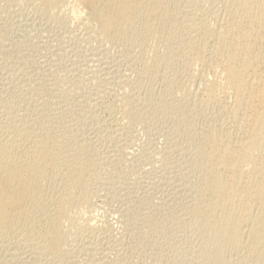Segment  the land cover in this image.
Here are the masks:
<instances>
[{
  "label": "bare ground",
  "instance_id": "1",
  "mask_svg": "<svg viewBox=\"0 0 264 264\" xmlns=\"http://www.w3.org/2000/svg\"><path fill=\"white\" fill-rule=\"evenodd\" d=\"M38 1L43 6H46L50 11H53V12L56 10L62 11V10H64L63 8H65V10H66V8H67L69 13L71 14V16H73L75 18V20H77V19L80 20L81 18H83V16H84V18L89 17V19L92 20L93 23H95L96 28L94 31V29H93L94 27H91L93 24L91 23V25L88 24V29L90 27L93 29L91 31L92 32L94 31L93 33L96 34V37H97L96 39L101 40L102 44L104 42L105 43H110V42L111 43H118L119 46H121L123 48H125L127 46V45L125 46V44H130V47H132V46L134 47V44H135L136 46L141 47V50H142V48L143 49H146V48L149 49L150 48V47L149 48L147 47V46H150V44L148 42L153 43V41H157L159 39H165L166 45H167V48L165 51V56L170 59L171 65H175V64L177 65V63L180 62V63L184 64V68L182 65L181 66L184 70L186 69L185 71L187 72V70L190 71L191 68L193 69L196 67V66L192 67L193 65H195V63H205V66H207V68L210 72V76H208L209 77L208 78V77H206L207 76L206 75L205 76L206 78H204L203 80L200 79V80H202L201 84L199 83L200 84V91H201L200 96L201 97L200 96H198V97H200V98H196L195 96H192V95L188 96V94H186V95L184 94V96H182L183 100H181L182 98L180 97V100L184 103H182L179 100L181 102L180 103L177 98H176V100H173V99L170 100V98H173V97L175 99L176 92L179 93V91H184L183 89L185 88V86H184V88L182 86L184 83L182 85H180V87H176L175 84H170L167 86V88H166L162 98H160L159 102L158 103L155 102L156 104L154 103V104H152L153 106H151L153 114H158L159 117H162L165 120L168 119L169 117H170L169 119L172 120V116H174V114L175 115L179 114V119L177 118L178 116L177 117L174 116V121H175V118H177L178 120L173 123L174 124L173 127L178 133H181L183 131H184V133H186L185 130H187V131L189 130L190 135L192 134V137L190 135H189L190 137L187 136L189 139L193 138V134L195 136L196 132H197L196 128L194 129L193 127H188L189 126L188 124L191 121H189V123L187 124V120H188V113H187L188 111L187 110H189V109H187L188 107L186 106V102L189 101V99L191 100V97L194 99V102L193 103L191 102V103L193 105L195 103V105L197 107L196 112L198 113V111H199L200 114H207V118H209L210 120L216 121L215 119L218 118L219 114L220 115H223V114L227 115L226 119L223 116V119L225 121L220 120V121H222L221 124L220 123L218 124L217 121H216L217 124L215 122H214L215 124H212V122H211V124H209V122H208V125L206 126V130H204V134L201 132L203 137L198 134L199 140L196 139V140H198V142L195 143V140L193 142V139H195V137L193 139H191L192 144L193 143L194 144L191 147L190 146L191 143H190L188 145V148H190L192 151H194L193 152L194 157L191 158V160L189 161V164L187 165L189 170H187V168L184 169L183 171L187 170V171H185L186 173L179 175L180 178L177 177L178 179H176V180H179L180 183L182 182L181 183L182 187L181 186L180 187L181 188L184 187L185 192L189 193L188 192L189 189L192 192V194H191L192 196H189V197L187 196V193H184V194H186L185 200H187V197L189 198V200H188L187 205L185 204L184 207H183V205H181L183 207L182 208L183 211L185 210V212H184L185 215L189 216V220H192L193 225L197 226L196 230L198 229V231H195V232L198 233L200 236V238H199L200 240L198 239L200 241L198 251L195 248H193V250L195 249L197 251V253L195 254V256L193 255L194 261L192 260L193 261L192 264H254L252 256L258 257V259L261 260V263L263 262V264H264V0H232L231 3L230 2L227 3V4H230L229 10L227 12L228 17H227L225 23L221 27L218 28L216 26L218 29H214V28L210 27L205 20L198 18V17H195V16H191V18H189V19L186 17L187 18L186 20H183L182 19L183 17H182L181 20L184 22L179 21L178 20L179 18H177V16H178L177 14L180 11L177 10L178 13L176 14L175 9H173V6L171 4H169L170 0H38ZM195 1L196 0H192V2L194 4L197 3ZM190 2H191V0L189 1V3ZM197 4H195V5H197ZM218 4H220V1ZM200 6H201V4H200ZM196 8H198V10H199L200 7H196ZM187 9H188V7H187ZM56 12H59V11H56ZM201 12H199V13H201ZM212 12H214V11H212ZM63 13H64V11H63ZM63 13L61 12L60 14H63ZM189 13H191V12L189 11ZM202 13H204V11ZM186 14H188V12H186ZM14 15H15V13H14ZM18 15H19V18H21V16H22V19H23L25 14L20 16V13H19ZM67 15H69V14H67ZM202 15H204V14H202ZM17 16H15V17H17ZM27 16H29V15H27ZM185 16L186 15H184V18H185ZM73 17H70V19ZM179 17H181V16H179ZM210 17H211V15H210ZM215 17L216 16L212 15V18L215 19ZM11 19H12V17H11ZM22 19H20V22ZM83 19H81V20H83ZM86 20H88V19H86ZM83 21H85V20H83ZM26 22H28V21H26ZM34 22L39 23V21H37V20ZM90 22H89V20L87 21V23H90ZM32 24L34 26H37L34 23H32ZM220 24H222V22ZM28 25L30 26V23ZM28 25L26 23V26H28ZM20 26H22V25H20ZM29 26H28V28H29ZM24 27H25V25H24ZM21 28H23V26ZM32 28H33V26H32ZM32 28H31V30H32ZM1 30L2 29H0V56L1 55L6 56V54H8V53H6L7 51L6 52L4 51L5 50L4 48L6 45H4L5 41H3V38H2L3 34H1ZM34 30H36V29H34ZM30 31H29V33H30ZM88 35H89V33H88ZM91 37L95 38V35L94 36L91 35ZM91 40H92V38H91ZM97 40H95V41H97ZM101 41H99V42L101 43ZM171 41H172V43H171ZM177 41H179L178 46L176 45ZM50 42H51V40H50ZM102 44H100V45H102ZM131 44H133V45H131ZM96 45H98V44H96ZM153 45H154V43H153ZM109 46H110V44H109ZM105 49H106L105 51L107 53V48H105ZM119 49H120V47H119ZM128 50H130V49H128ZM149 50H151V48ZM100 51H101V49H100ZM61 53L63 54V52H61ZM100 53H102V52H100ZM149 53H151V52H149ZM59 54H60V52H59ZM66 54H67V52H66ZM111 55L109 54V56H111ZM145 55H147V53ZM150 56H152V54L151 55L148 54V57L146 56L147 59ZM23 57H24V55H23ZM60 57H61V55H60ZM3 58L7 59L5 57H2V59H0V61L1 60L3 61ZM124 58H125V56H124ZM62 60H63V55H62ZM62 60L60 59L61 62H62ZM64 60H65V58H64ZM108 60H109V58H108ZM146 60L143 64L144 73L150 72V74L154 75L156 72V67H155L156 57L149 59L150 61L149 60L146 61ZM7 61H8V63H10L9 62L10 59ZM17 61H18V58H17ZM52 61H53V59H52ZM52 61H50V62H52ZM60 61L58 60V62H60ZM23 62H25V61H23ZM54 62H57V58H56V61L54 58ZM54 62H52V63H54ZM4 63H5V65H7V66L4 65V67H7V68L11 67V66L10 67L8 66L9 65L8 63L6 64V60L4 61ZM12 63H14V62H11V64ZM16 63H18V62H16ZM30 63H31V61H30ZM62 63H64V62H62ZM62 63H61V65H62ZM105 63H107V62L105 61ZM58 64L55 65V66H57L56 68H58ZM76 64L78 65L77 62H76ZM85 64L86 63L84 62L83 65H85ZM120 64H121V62H120ZM17 65H19V64H17ZM59 66H60V64H59ZM81 66H82V64H81ZM81 66H80V68H82ZM88 66H89V63H88ZM83 67L85 68V66H83ZM1 68L2 67H0V69ZM17 68H19V67H17ZM45 68H46V66H45ZM60 68H61V66H60ZM63 68L65 69V67H63ZM86 68H87V65H86ZM86 68H85V70H86ZM130 68H131V66H130ZM5 69H1V70L4 71ZM10 69H13V68H10ZM38 69L40 70V67ZM42 69H44V68H42ZM64 69H63V71H64ZM74 69L76 70V68H74ZM16 70H18V69H16ZM116 70H118V69H116ZM80 71H81V69H80ZM185 71H184V74L186 73ZM38 72H40V71H38ZM82 72H83V70H82ZM113 72L115 73L116 71H113ZM44 73H46V72H44ZM51 73H54V72L52 71ZM187 73H186V75H187ZM192 73L193 72H191L190 75H192ZM196 73H197V71H196ZM50 74H49V76H50ZM74 74H76V73H74ZM78 74L79 73H77V75ZM100 74H102V73H100ZM193 74H194V76H196L195 71ZM56 75L57 74L54 75V79H53L54 81L51 79L56 84L55 89L51 88L50 90L55 91L53 93L54 98H56L59 102H56L57 100L56 101L54 100L56 102V104H55L56 106H54L53 108L49 107V106L46 107V105H44L46 103L41 104L42 99L40 101L39 100L40 97L36 101L35 100L34 101L29 100L31 97H33L32 95L37 94V92H36V94H32L34 92H31V94H32L31 97H29V98L27 97V98L29 101H32V102H29V104L26 103L25 105L23 103H21V104H23L22 105L23 107L20 105L22 107L23 112H24L23 115L20 114L21 118L20 117L15 118L12 116V117L7 119L9 112L3 111L4 108L2 109L3 112L1 111L2 112L1 115L4 114L6 116V119H7V123L6 122L4 123L2 121L5 119L2 120L0 118V120H2L1 124H0V252H2L0 259L2 261V264L19 263V261H21V259L24 257L23 255H27V254L29 255V259H31V264L32 263L35 264L33 261L37 262V264L38 263L40 264L43 262L44 263L45 262H47V263L52 262L53 264H77L76 261H75L76 263L74 262V260L72 261L70 254L68 253L71 249L69 251L66 249V246H68L69 248H70V246L68 244L66 245V242L68 240L65 242V240H63V238H62V227L64 226L63 222H65V220H66V222H68L67 221L68 219H66V218L69 215H71V213H74V211L76 212L77 210L79 212L80 210L78 208H80V209L83 208V207H79V206H81V205L83 206V204L87 203L88 199L92 200V198H90V196L92 195L91 194L92 188H90V186H89L90 185L89 184L90 183L89 178L91 177V179H94L95 178L94 176L96 175V171H97V169L95 167L97 166L96 162H98V160H97V155L95 154L96 152L94 151L95 148H93V146H96L95 144L97 142L93 145L94 140L93 139L91 140V138L89 137V134H88L89 129H91L90 128L91 125H90L89 129L85 125V122H87L85 120V116H88L87 118H89L90 115H92V113H90V115H87L88 114V112H87V114L85 116L84 115L82 116L81 114H83V113H80V112H79L80 115L79 114L74 115V113H72L73 115H72V117H70V120H68L69 118H66L67 115L71 114V112H72L71 108H73V107H71V108L69 107L67 95H66V93H64L65 92L64 89L63 90L60 89V88L64 87V86H60L61 85L60 81L63 80L62 72L60 74H58L57 76ZM108 75H110V74H108ZM177 75H179V74H177ZM182 75H183V73H182ZM0 76H2V75H0ZM43 76H46V75H43ZM96 76H98V75H96ZM2 77L4 78L5 76H2ZM52 77H53V75L51 76V78ZM179 77H181V75ZM183 77H185V76H183ZM40 78H42V77H40ZM74 78H75V75H74ZM109 78H107V79H109ZM197 78H199V77H197ZM20 80H22V78H20ZM26 80L29 81V79H26ZM26 80L24 79V81H22V83H20V84L19 83H15V84H17L18 86L27 84V86H28V83ZM3 81H5V80H3ZM15 81L13 80L12 83H14ZM80 81H82V80H80ZM110 81H108V82H110ZM19 82H21V81H19ZM34 82L36 83V86H37L36 80H34ZM41 82L42 81H40L39 84ZM63 82H65V81H63ZM63 82H62V84H66L67 81L65 83H63ZM177 82L180 84L179 81H177ZM10 83H11V81H10ZM10 83H9V85L7 84V88H8V86L12 87L13 84L12 83L10 84ZM29 83H30L29 87H32L35 85V84L34 85L32 84V86H31V83H33V82H29ZM45 83H48V82H45ZM80 84H81V82H80ZM41 85H42V83H41ZM47 85L48 84H44L42 86H45V88H47ZM81 86H83V85H81ZM11 87H10V90H12ZM13 87L16 88L17 86H13ZM21 87H19V88H21ZM2 88H4V87H2ZM82 88L83 87H81L80 89H82ZM21 89H23V88H21ZM24 89L26 91L28 90L27 88H24ZM32 89H33V91H34V89L36 90L35 87H32ZM32 89L29 91H32ZM23 90H21V91L23 92ZM83 90H85V89H83ZM187 90H185V91H187ZM0 91H1L0 94L2 95L3 91L2 90H0ZM8 91L9 90H7L6 93ZM15 91H14V93H15ZM18 92H19V90H18ZM18 92H17V94H18ZM22 92H20V93H22ZM44 92H47V91L44 90ZM12 93H13V91L11 92V94ZM38 93L41 95L40 92H38ZM42 93H43V91H42ZM184 93H186V92H184ZM3 94H4V92H3ZM39 94H37V95L39 96ZM46 94L51 95V94L45 93L44 96ZM15 95H16V93H15ZM47 95L45 96L46 98L48 97ZM127 95H129V94H127ZM130 95L133 96L132 94H130ZM181 95H182V92H181L180 96ZM2 96H4V95H2ZM2 96H1V98H2ZM25 96H26V94H25ZM21 97H23V96L21 95ZM45 97H44V99H45ZM35 98H33V99H35ZM178 98H179V94H178ZM18 100H19V98H18ZM38 100L40 101V105L45 106V109L42 108L43 109V110H41L42 112H39V113H41L40 115H39V113H37L38 111L36 112V110H37L36 109L33 112H36V114H38L37 115L38 117L35 116L36 114L35 115L33 114V116L37 117V118H33L31 116L32 119H28L27 117H28V114L30 113L29 111L32 109L34 110V108H36L35 107L36 104H38L37 106H39V103H37V102H39ZM48 100H51V98ZM23 101H21V102H23ZM43 102H44V100H43ZM47 102L49 105V101H47ZM52 102H53V100H52ZM121 102H124V101L122 100ZM126 102H129V100ZM89 103H88V105H90ZM53 104L54 103H52L51 105H53ZM83 105H84V103L82 102V106ZM187 105H190V102ZM193 105H192V107H193ZM0 106L2 107L3 105H0ZM20 106H16V107L18 108ZM82 106L80 105V107H82ZM218 106L221 109L216 108ZM84 107H82V108H84ZM148 107H150V106H148ZM190 107H191V105H190ZM213 107H215L216 110L218 109L219 114L216 112H215L216 113L215 114L211 111V109ZM11 108H13L12 110L15 111V108L12 107V104L10 106V110H11ZM88 108H89V106L87 107V109ZM18 110H20V108ZM18 110L16 111L17 113L19 112ZM73 110H74V108H73ZM124 110L125 109H123V111ZM128 110L126 111L125 114L129 118L133 114L131 115L130 109H128ZM78 111H79V108H78ZM89 111H90V108H89ZM10 112H12V111H10ZM76 112H75V114H76ZM91 112H92V110H91ZM149 114H150V112H149ZM17 116H19V115H17ZM123 116L124 115H122V117ZM201 116H203V115H201ZM29 117H30V115H29ZM204 117L206 118V116H204ZM96 118H97V116H96ZM96 118L95 117L93 118V116H92L93 120L98 119V118L97 119ZM124 118L126 119L127 117H124ZM66 119L68 120V122ZM189 119H190V117H189ZM219 119H221V118L219 117ZM93 120L92 121L88 120V121L93 122ZM116 121H118V120L116 119ZM96 122H95V124H96ZM2 123H4V124H2ZM88 123H90V122H88ZM88 126H89V124H88ZM104 127H107V126L105 125ZM92 129H95V127H92ZM121 129H123V128H120V130ZM98 130H99V128H98ZM111 130H113V129H111ZM92 131L94 132V130H92ZM96 133L97 132H95V135H96ZM87 134H88V136H87ZM180 135H182V134H180ZM99 136H102V135H99ZM120 136H121V134H120ZM200 137H201V139H200ZM100 140H98V142H100ZM191 140H190V142H191ZM168 142H169V140H168ZM185 142H186V140H185ZM97 147H99V146H97ZM170 150H171V148H170ZM98 151L99 150H97V152ZM175 151H176V149H175ZM167 152H169V151H167ZM101 154H98V155H101ZM166 155H168V154L166 153ZM191 155H192V153L190 154V156ZM102 157H103V154H102ZM117 157H119V156H117ZM166 157H168V156H166ZM98 159L100 161V158H98ZM101 160H103V159H101ZM98 165H100V164H98ZM178 166H179V163H178ZM178 172H180V171H178ZM120 173H122V172H120ZM181 173H183V172H181ZM173 174H176V172H174ZM98 175L99 174H97L96 177H99ZM174 176H177V174ZM92 177H94V178H92ZM193 177H196L195 180L198 181L197 186L195 185L196 187L194 186L195 183L194 184L192 183ZM155 179H156V177H155ZM120 180H121V178H120ZM91 181H93V180H91ZM167 181L169 182V180H167ZM197 181H193V182H197ZM168 186H167V188H169ZM175 186H177V185H175ZM181 188H179V189H181ZM169 190H170V188H169ZM177 191H178V189H177ZM171 193H173V192H171ZM177 193H179V191ZM91 197H93V196H91ZM172 197L174 198V195ZM175 197H178V196H175ZM179 199H176L178 203L180 201ZM181 200H183V199L181 198ZM131 201H133V200H131ZM92 203H93V201H92ZM167 204H169V201ZM171 204H172V206L176 207L175 206L176 203H175V205H173V203L171 202ZM164 205L166 206V204H164ZM145 206L148 207L147 205H145ZM177 206H179V205H177ZM162 207H161V209H163L165 211L164 207L163 208ZM170 207H171V205H170ZM170 207L167 206V208H170ZM143 208L141 211H143ZM155 208H157V206ZM163 210H161V211H163ZM177 210H178V208H177ZM141 211H139V212H141ZM149 211H150V209H149ZM149 211H148V213H149ZM157 211H155V214ZM143 212L147 213V210L144 209ZM176 212H174V211L172 212V210H171V211L166 212V213L170 214L173 217L175 216L176 218L180 214L181 215L183 214V213L177 212L178 214L180 213L178 215ZM152 213H153V211L151 212V215H152ZM147 214L146 215L142 214V215L145 217V216H147ZM157 214H159V211L157 212ZM164 214L165 213H163V215ZM80 215H78V216H80ZM151 215H149L150 218L147 216L148 217L147 220L145 219L146 217L145 218L143 217L144 220L147 221V223H146L147 226L149 228H151V230H155V232H156V230L157 231L161 230L162 220L160 219L161 220V224H160L161 226H160L158 223L159 218L157 219V215H155V216H151ZM186 216H185V219L186 218L188 219V217H186ZM173 217H172V221H173ZM136 218H138L137 220H139L138 216ZM136 218H135V220H136ZM160 218L164 219V217H160ZM180 218H182V217H180ZM180 218L176 219L175 222L177 220L179 222ZM84 219H85V217H84ZM69 220H70V218H69ZM86 220H89V218L85 219V221ZM130 220L132 221V219H130ZM89 221H91V220H89ZM131 221H129V222H131ZM142 221H140V222H142ZM146 221H144V222H146ZM183 221L185 223L188 220L187 221L183 220ZM144 222H142V223L144 224ZM163 222H164V220H163ZM175 222L173 224H175ZM84 223H86V222H84ZM180 223H181V221H180ZM91 224L92 223L88 224L86 229L91 230L94 227L93 224H95V223H93L92 225ZM83 226H84V224H83ZM144 226H146V225H144ZM131 227H127V228H131ZM142 227L143 226L140 225V228H142ZM132 228H134V227H132ZM140 228H138V229H140ZM149 228H148V230H149ZM194 228L195 227H193V229ZM86 229H85V231L83 229L82 230L84 232H86V231H88ZM142 229H140V230H142ZM129 230H131V229H129ZM145 230L147 231V229H145ZM91 233H90V235H91ZM105 234H107V233H105ZM87 235L89 236L88 233H87ZM91 236H92V238L94 237L93 234ZM95 237L97 238L98 236H95ZM114 237H116V236H114ZM124 237H125V235H124ZM196 237L197 236H195V238ZM89 238L91 239L90 236H89ZM103 239H107V238H103ZM103 239H101V241ZM177 239H178V237H177ZM94 241H95V238H94ZM94 241L92 242V244L94 243ZM111 241H113V240H111ZM137 241H135V242L137 243ZM192 241H194V240H192ZM196 241H197V239H196ZM196 241H195V243H196ZM199 241H198V243H199ZM84 242H85V240H84ZM96 242H98V240H96ZM87 243H88V241H87ZM98 243H100V241ZM116 243L118 244V242H116ZM192 243H194V242H192ZM92 244H90V245L87 244V245L91 246ZM92 246H91V248H92ZM94 246H96V245H94ZM84 247L87 248V246H85V245H84ZM84 247H82V248H84ZM80 248L78 249L79 252H80ZM92 249L94 250L95 247ZM92 249L89 251V253L92 251ZM231 249L234 250V252L241 251V254H237V258L236 257L233 258L234 260H232V259L230 260L229 259L230 257L228 258V254H229ZM82 250H83V252L86 251L88 253V249L87 250L85 249V251H84V249H82ZM97 250H98V248H97ZM103 251H105V249ZM231 252L233 254V251H231ZM242 252H244V253L242 254ZM70 253H72V251ZM92 253H93V251H92ZM95 253H98V255H99L98 251ZM238 253H240V252H238ZM76 254H78V253H76ZM80 254H82V252ZM90 256H91V253H90ZM101 256L102 255H100V258H101ZM100 258H98V257L96 258V255L92 254L91 259H89V260L86 259V260H87L88 264H100L99 263ZM105 258H107V257H105ZM84 259L80 258V260H84ZM153 259H155V258H153ZM24 260H26V259H24ZM77 261H78V259H77ZM101 261H102V264H105L107 262L106 259H105V261H106L105 263H103V260H101ZM155 261H156V259H155ZM21 262H24V261L22 260ZM82 262L83 261H81V263ZM84 262H85V260H84ZM184 262L186 263L187 260ZM78 263H80V262H78ZM187 263H189V262H187ZM22 264H25V263H22Z\"/></svg>",
  "mask_w": 264,
  "mask_h": 264
},
{
  "label": "rangeland",
  "instance_id": "2",
  "mask_svg": "<svg viewBox=\"0 0 264 264\" xmlns=\"http://www.w3.org/2000/svg\"><path fill=\"white\" fill-rule=\"evenodd\" d=\"M189 1L190 0H188V1L187 0H172V1L170 0L169 4H171L173 6V9H175L176 14L178 13V11H180L181 13L183 12L182 14L180 12L177 14L178 15L177 18H179L178 19L179 21H182L181 20L182 17H183L182 18L183 20H186L187 18L188 19L191 18V16H195V17H198V18L205 20L210 27H212L214 29H218L219 27H221L225 23V21L228 17L227 12L229 10L230 4H227V3H229V2L231 3L232 0H230V1L229 0H223V1L222 0H213V1L212 0H203L204 2L202 0H196L195 2H197L199 5L197 3H195V4H197V5H195L192 2V0L190 3H189ZM219 1H220V4H218ZM200 4H201V6H200ZM195 6L200 7L199 10ZM187 7H188V9H187ZM63 9L64 10H62V11L56 10L59 12L50 11L46 6H43L41 3H39L38 0H0V29H2L1 34H3L2 38H3V41H5L4 45H6L4 48L5 49L4 51L5 52L7 51L6 53H8V54H6V56L1 55L0 59H2V57L7 58V59L3 58V61L1 60L3 63L6 60V64L8 63L7 60L10 59V61H9L10 63H8L9 64L8 66L9 67L11 66L10 68H13V69H10V68L4 67L5 63L3 64L0 61L2 63V64L0 63L2 65V66L0 65V67H2L1 69L6 68L4 71H2L0 69V73H1L0 75L5 76L4 78L2 76H0V87L1 88L4 87L2 89L0 88V90H2L4 92V94L2 92V95H4V96H2L0 94V105H3L2 107L0 106V108H1L0 112L4 108L3 111H8L9 115H10V116L8 115L9 117L7 116V119L12 117V116L15 118H19L21 115L24 114V112L22 110V107H23L22 105L23 104L25 105L26 103L29 104V102H32L34 100L36 101L39 97H40L39 98L40 101L42 99L41 104L46 103V104H44V105H46V107L49 106V107L53 108L54 106H56L55 105L56 102H59V101L56 98H54L53 93L55 91H52L50 89L51 88L55 89L56 84L53 82L54 81L53 80L54 75L55 74L58 75L62 72L63 80L60 81V83H61L60 86H64V87H62L60 89H62V90L64 89V91H65L64 93H66L67 98H68L69 107L74 108V110H73V108H71L72 112H71V114L67 115L66 118H69L68 120H70V117H72V115H73L72 113H74V115H77L80 112V113H83V114H81L82 116L83 115L85 116L87 114V112H88L87 115H90V113H92V115H90V117H89L90 119L87 118L88 116H85V120L87 122H85V121L84 122H85V125L87 126L88 129L91 125V127H90L91 129H89L88 134H89V137L91 138V140L92 139L94 140L93 145L96 142L98 143V144L97 143L95 144L96 146H93V148H95L94 151L96 152L95 154L97 155V160H98V162H96L97 166L95 167L97 169L96 175L94 176L95 178L92 177L94 179H91V177L89 178V182H90L89 186H90V188H92L91 189L92 190L91 196H93V197L90 196V198H92V200L88 199L87 203L83 204V206L82 205L79 206V207H83L81 209L78 208L81 212L80 211L78 212V210H77L76 211L77 213L75 211H74V213H71V215L68 216L70 218V220L67 217L66 219H68L67 220L68 222H66V220H65V222H63L64 226L62 225L63 226L62 227V238H63V240H65V242L68 240L67 241L68 243L66 242V245L68 244L70 246V248L68 246H66V249L68 251L71 249L68 253L70 254L72 261L73 260H74V262L76 261L77 264H84V263L88 264L87 260L91 259L92 254L93 255L95 254L96 258L97 257L100 258V255H102L100 260H99L100 264H102L101 260H103V263H105L107 261L105 264H113V263L114 264H192L194 261L193 257L195 256V254L197 253L198 248H199L200 236L198 233L195 232V231H198V229L196 230L197 226L193 225L192 220H189V216H186L184 213L185 210L183 211V209H182L185 206V204L187 205L188 200H189L188 197L192 196L191 195L192 192L190 191V189L188 190L189 193L185 192L184 187L181 188L182 182L180 183L179 180H176V179L180 178L179 175L184 174V173H186L185 171L189 170L187 165L189 164V161L191 160V158L194 157V155H193L194 151H192L190 148H188V145L190 143H191V145H190L191 147L194 144V143L192 144L191 139H193L195 137V139H193V142H194V140H195V143L198 142L199 135L203 137L202 133L204 134V130H206V126L208 125V122H209V124H211V122H212V124H215L217 121L218 124L219 123L221 124V122L224 120L223 116L226 119L227 115H225V114L220 115L218 113V109L220 108L219 106L216 107V108H218L217 110L215 107H213L214 109L212 108L211 111L213 113H215V112L218 113L219 116L217 119H215L216 121L210 120L209 118H207V114H200L199 111H198V113L196 112L197 107H196L195 103H194V105L192 104L194 102V99L191 97V100L189 99V101L186 102V106L188 107V108L187 107L186 108L189 109V110H187L188 111L187 112L188 113L187 124L189 123V121H191L188 124L189 125L188 127H193L194 129L196 128L197 132H196L195 136L193 134V138L189 139L188 137H190V136L192 137V134L190 135L189 130L188 131L185 130L186 133H184V131L181 133H178L173 127L174 126L173 123L179 119V114H176V115L174 114L175 117L178 116L177 117L178 119L175 118V121H174V116H172V120L169 119L170 117L168 118L169 120L168 119L165 120L164 118L159 117L158 114H153L151 106H153L152 104H154L155 102L156 103L159 102V100H160V98H162L167 86L170 84H175L176 87H180V85H182L184 83L182 86H183V88L185 86V88L183 89L184 91H179V93L176 92L175 99L173 97V98H170V100H172V99L176 100V98H177L179 101L180 97L182 98L181 100H183L182 96H184V94L185 95L188 94V96L192 95V96H195L196 98H200L201 97L200 96V94H201V91H200L201 81L204 78L210 76V72H209L207 66H205V63H195V65H193L192 67H194V66H196V67L193 69L191 68L192 71L187 70V72H188L187 73L185 71L186 69L185 70L183 69L184 64L178 62L177 65L176 64L171 65L170 59L165 56V51L167 48L165 39H159L157 41H153L154 45L152 42H148L150 44V46H147V47L148 48L150 47L151 50H149L150 48L149 49H147V48L143 49L142 48V50H141V47L136 46L135 44H134V47L133 46L130 47V44H125V46L127 45L125 47L127 50L125 48L119 46L118 43H111V42L105 43L104 42L102 44V41L98 39L99 41H101V43H100L96 39L97 38L96 34L93 33L95 31L96 26H95V23H93L92 20L89 19V17L84 18V16H83L84 19L81 18L85 21H83L81 19H80L81 21L79 19L75 20V18L73 16H71V14L69 13L67 8H66L67 11L65 10V8H63ZM200 10L202 12L204 11V13H202ZM63 11H64V13H63ZM189 11L191 13H189ZM212 11H214V12H212ZM61 12L63 14H60ZM186 12H188V14H186ZM199 12H201V13H199ZM14 13H15V15H14ZM19 13H20V16L25 14L23 19H22V16H21V18H19V15H18ZM67 14H69V15H67ZM202 14H204V15H202ZM27 15H29V16H27ZM184 15H186L185 18H184ZM210 15H211V17H210ZM212 15L216 16L215 19L212 18ZM15 16H17V17H15ZM179 16H181V17H179ZM11 17H12V19H11ZM70 17H73V18L70 19ZM20 19H22L21 22H20ZM86 19H88L89 22L90 21L91 22L87 23L88 20H86ZM23 20L28 21V22L25 21L27 23V25L30 23V26L28 25L29 28H28V26H26V23ZM36 20L39 21L40 24L38 22L35 23L34 21H36ZM182 22H184V21H182ZM221 22H222V24H220ZM32 23H34L37 26H34ZM91 23L93 24L91 27H94L93 32L91 31V30H93L91 27L88 29V24L91 25ZM20 25H22L23 28H21L22 26H20ZM24 25H25V27H24ZM32 26H33V28H32ZM31 28H32V30H31ZM34 29H36V30H34ZM29 31H30V33H29ZM88 33H89V35H88ZM91 35L92 36L95 35V38L91 37ZM90 37L92 38V40ZM50 40H51V42H50ZM95 40H97V41H95ZM172 41H171V43H172ZM178 43H179V41H177V44H176L177 46H178ZM96 44H98L99 46ZM100 44H102V45H100ZM109 44H110V46H109ZM131 45H133V44H131ZM119 47H120V49H119ZM105 48H107V53L105 51L106 50ZM100 49H101V51H100ZM128 49H130V50H128ZM147 50L151 53H149ZM99 51L102 53H100ZM59 52H60V54H59ZM61 52H63V54ZM66 52H67V54L68 53L69 54L67 55ZM146 53H147V55H145ZM109 54L110 55L112 54V55L109 56ZM148 54L149 55L152 54L153 57L150 56L147 59ZM23 55H24V57H23ZM60 55H61V57H60ZM62 55H63V60L65 58L64 61L62 60ZM124 56H125V58H124ZM53 57L55 58V61L57 58V62H54ZM151 57L152 58L156 57V60H155L156 72L154 75L150 74V72L144 73V71H143V64H144L145 60L147 59L146 61H148L149 59H152ZM17 58H18V61H17ZM59 58L64 63H62ZM108 58H109V60H108ZM52 59H53V61H52ZM58 60L60 62H58ZM23 61H25V62H23ZM30 61H31V63H30ZM50 61H52L54 63H52ZM105 61L107 63H105ZM11 62H14V63L11 64ZM16 62H18V63H16ZM76 62L78 63V65L76 64ZM84 62L86 63L85 65H83ZM120 62H121V64H120ZM56 63L57 64L59 63L61 68H60L59 64H58V68H56L57 67V66H55V65H57ZM61 63H62V65H61ZM88 63H89V66H88ZM17 64H19V65H17ZM81 64H82V66H81ZM86 65H87V68H86ZM181 65L183 66V68ZM5 66H7V65H5ZM45 66H46V68H45ZM80 66L83 69L80 68ZM83 66H85L86 70L87 69L88 70L86 71ZM130 66H131V68H130ZM17 67H19V68H17ZM39 67H40V70L38 69ZM41 67L44 69H42ZM63 67H65V69ZM74 68H76V70ZM16 69H18V70H16ZM63 69H64V71H63ZM80 69H81V71H80ZM116 69H118V70H116ZM82 70H83V72H82ZM193 70L195 71L196 76H194ZM38 71H40V72H38ZM52 71L54 73H51ZM113 71H116V72L114 73ZM184 71L187 73V75H186V73L184 74ZM196 71H197V73H196ZM44 72H46L47 74ZM191 72H193L192 75H190ZM50 73L53 75L52 78H51L52 75ZM74 73H76V74H74ZM77 73H79L78 75L80 77L77 75ZM100 73H102V74H100ZM182 73H183V75H182ZM49 74H50V76H49ZM108 74H110V75H108ZM177 74H179V75H177ZM43 75H46V76H43ZM74 75H75V78H74ZM96 75H98V76H96ZM180 75H181V77H179ZM183 76H185L186 78ZM19 77L22 78V80H20ZM40 77H42V78H40ZM45 77L46 78L48 77V78L46 79ZM197 77H199V78H197ZM107 78H109V79H107ZM24 79L25 80L29 79V81L26 80L28 83V86H27V84H24V85H21L22 86L21 87V86H18L17 84H15V83H19V84L22 83V81H24ZM200 79H202V80H200ZM3 80H5V81H3ZM9 80L11 81V83L13 82V80L14 81L16 80V81L14 83H12L13 84L12 87L8 86V88H9L8 89L7 84L9 85V83H10ZM34 80H36L37 86H36V83L34 82ZM39 80L42 81L41 82L42 85L48 84L47 88L49 90L47 88H45L46 85L42 86L41 83L39 84V82H40ZM80 80H82V81H80ZM19 81H21V82H19ZM63 81H65V82L67 81L66 84H62ZM108 81H110V82H108ZM177 81H179L180 84ZM29 82H33V83H31V86H32V84L33 85L35 84L32 87H35L36 90L34 89V91H33L32 87H29L30 86ZM45 82H48V83H45ZM65 82H63V83H65ZM80 82H81V84H80ZM81 85H83V86H81ZM13 86H17V87L15 88ZM10 87L12 88V90H10ZM19 87H21L23 89L27 88L28 90L26 91L25 89L23 90ZM81 87H83V88L80 89ZM6 89L9 90L7 93H6V91H7ZM20 89L23 90V92ZM31 89H32V91H29ZM83 89H85L86 91ZM15 90L17 92L19 90L18 94ZM44 90L47 92H44ZM185 90H187V91H185ZM12 91H13V93L11 94ZM14 91H15L16 95H15ZM42 91H43V93H42ZM20 92H22V93H20ZM31 92H34L32 94H36V92H37V94H39L38 92H40L41 95L40 94H39V96L37 94L32 95ZM181 92H182V95L180 96ZM184 92H186V93H184ZM45 93L51 94L53 97L51 95L46 94L48 96L46 98L45 97L46 95L44 96ZM126 93L129 95H127ZM20 94L23 97H21ZM25 94H26V96H25ZM130 94H132L134 97L131 96ZM178 94H179V98H178ZM31 95L33 97H31ZM1 96L3 99L1 98ZM198 96H200V97H198ZM27 97L28 98L31 97L29 100H32V101H29ZM44 97H45V99H44ZM49 97L51 98V100H48V99H50ZM18 98H19V100H18ZM33 98H35V99H33ZM127 99L129 100V102H126V101H128ZM43 100H44V102H43ZM52 100H53V102H52ZM54 100L55 101L57 100V101L55 102ZM122 100L125 103L121 102ZM21 101H23V102H21ZM40 101L37 102V103H39V106H37L38 104H36V106H35L36 108H34V110L33 109L30 110L29 111L30 113L28 112L29 113L28 117H27L28 119H32V117L37 118L38 114H36V112L38 111L37 113H39V112H42L41 111V110H43L42 108L45 109L44 105H40ZM47 101H49V105H48ZM81 101L84 103L83 106H82ZM189 102H190L191 107H190V105H187V104H189ZM21 103H23V104H21ZM52 103H54V104L51 105ZM88 103L90 105H88ZM182 103H184V102H182ZM11 104H12V107H14V108L16 106H20V105L22 107L21 106L18 108L16 107L15 111H13L12 110L13 108H11V110H10ZM80 105L82 107H84V106L85 107L82 108V107H80ZM192 105H193V107H192ZM88 106L90 108V111H89V108L87 109ZM148 106H150V107H148ZM19 108H20V110H18ZM78 108H79V111H78ZM16 109L19 111L18 113L16 112L17 111ZM123 109H125V110L123 111ZM128 109H130V111H131L130 113H131V115L133 114L132 115L133 117L131 116L128 118V116H126L125 113ZM35 110H36V112H33ZM91 110H92V112H91ZM10 111H12V112H10ZM83 111L84 112L86 111V112L84 113ZM2 112L0 113V118L2 120L3 119H5V120H3V121L0 120V124H1V121L4 123L5 122L7 123L6 116L4 114L1 115ZM75 112H76V114H75ZM149 112H150V114H149ZM33 114L34 115L36 114L35 116H37V117H34ZM40 114L41 113H39V115ZM17 115H19V116H17ZM29 115H30V117H29ZM122 115H124V116L122 117ZM201 115H203V116H201ZM92 116H93V118L94 117L96 118V116H97L98 119L96 118L97 120H95V119L93 120ZM204 116H206V118ZM124 117H127V118L125 119ZM189 117H190V119H189ZM219 117L221 119H219ZM116 119L118 121H116ZM68 120H67V122H68ZM88 120H91V121L93 120V122L88 121ZM220 120H222V121H220ZM88 122H90L91 124ZM95 122H96V124H95ZM4 123H2V124H4ZM88 124H89V126H88ZM105 125L107 127H104ZM92 127H95V129H92ZM98 128H99V130H98ZM120 128H123V129L120 130ZM111 129H113V130H111ZM92 130H94V132ZM95 132H97L96 135H95ZM88 134H87V136H88ZM120 134H121V136H120ZM180 134H182V135H180ZM99 135H102V136H99ZM196 139H198V140H196ZM200 139H201V137H200ZM98 140H100V142H98ZM168 140H169V142H168ZM185 140H186V142H185ZM190 140H191V142H190ZM97 146H99V147H97ZM170 148H171V150H170ZM175 149H176V151H175ZM97 150H99V151L97 152ZM167 151H169V152H167ZM165 152L168 155H166ZM97 153L98 154L102 153L103 157H102V154L98 155ZM191 153L193 156L192 155L190 156ZM117 156H119V157H117ZM166 156H168V157H166ZM98 158H100V161ZM101 159H103V160H101ZM178 163H179L180 167L178 166ZM98 164H100L101 166ZM186 168H187V170L183 171ZM178 171H180V172H178ZM120 172H122V173H120ZM174 172H176L177 176H174V175H176V174H173ZM181 172H183V173H181ZM97 174H99L98 175L99 177H96ZM155 177H156V179H155ZM120 178L122 181L120 180ZM195 178L196 177L192 178V183L193 184L195 183L194 186L195 185L197 186L198 181L195 180ZM91 180H93V181H91ZM167 180H169V182ZM193 181H197V182H193ZM175 185H177V186H175ZM167 186L170 188L171 191L169 190V188H167ZM179 188H181V189H179ZM177 189H178L179 193H177L178 192ZM171 192H173V193H171ZM184 193H187V196H188L187 200H185L186 194H184ZM173 195H174L175 199L172 197ZM175 196H178V197H175ZM181 198L183 200H181ZM176 199L180 200V201L178 200L180 204L177 202ZM131 200H133V201H131ZM92 201H93V203H92ZM168 201H169V204H167ZM170 201L173 203V205H175V203H176V205H175L176 207L172 206ZM164 204H166V206ZM145 205H147L148 207H146ZM170 205L172 208L170 207ZM177 205H179L180 207ZM181 205H183V207ZM156 206H157V208H155ZM162 206L164 207L166 212H169L171 210H172V212L177 211V212L183 213L182 215L184 217L180 213H179L180 214L179 215L177 212L176 213L179 216H177V218L175 216L173 217L170 214H167L163 209H161ZM167 206L170 208H167ZM142 208H143V211H144V209L147 210V213L150 209L149 213L147 214V213H145L146 211L145 212L141 211ZM159 208L161 210H163L164 212L161 211ZM177 208H178V210H177ZM156 209L157 210L159 209L158 210L159 214H157L158 211ZM139 211H141V212H139ZM152 211L154 214L152 213V215H151ZM155 211H157L156 214H155ZM141 213L143 215L147 214V216L149 218H150L149 215H151V216L157 215V219L159 218V220H158L159 225L161 224V220H162V224H161L162 226L160 225L161 230H159V231L156 230V232H155V230H151V228H149L146 224L147 223L146 220L148 217L145 216L146 217L145 218ZM163 213H165V214L163 215ZM77 214L78 215L81 214V215L78 216ZM137 216L139 217V220H137L138 219V218H136ZM185 216L188 217V219L187 218L185 219ZM84 217H85V219L89 218V220H91V221H89V220L85 221ZM143 217L146 220H144ZM160 217H164V219H162ZM172 217H173L174 222L176 219H178L180 217H182V218L179 219V222L177 220L175 222V224H173L174 222L172 221ZM135 218H136V220H135ZM130 219H132L133 222ZM163 220H164V222H163ZM183 220H185V221L188 220L189 222L187 221L184 223ZM129 221H131V222H129ZM138 221L139 222L140 221H142V222L146 221V222H144V224L142 222H140L141 223L140 224ZM180 221H181V223H180ZM84 222H86V223L88 222V223L86 224ZM90 223H92V224L95 223V224H93V226L94 227L96 226V227L94 228L92 226L93 228L91 230H88L86 228H87V225ZM83 224H84V226H83ZM140 225L143 226L142 227L143 229L140 228ZM144 225H146V226H144ZM131 226L134 228H132ZM127 227H131V228H127ZM193 227H195V228L193 229ZM138 228H140L142 230H140ZM148 228H149V230H148ZM82 229L84 231H85V229L88 231L84 232ZM129 229H131L132 231ZM145 229H147V231ZM173 230L174 231L176 230V231L174 232ZM87 233L89 234L91 239L89 238ZM90 233H91V235L93 234V236H94L93 238L90 235ZM105 233H107V234H105ZM124 235H125V237H124ZM194 235L197 237L195 238ZM95 236H98L97 237L98 239ZM114 236H116V237H114ZM177 237H178V239H177ZM94 238H95V241H94ZM103 238H107V239H103ZM101 239H103V240L101 241ZM196 239H197V241H196ZM84 240H85V242H84ZM86 240L88 241V243ZM96 240H98V242L100 241V243L96 242ZM111 240H113V241H111ZM192 240H194V241H192ZM93 241H94V243L92 244ZM135 241H137V243ZM195 241H196V243H195ZM198 241H199V243H198ZM116 242H118V244ZM192 242H194V243H192ZM87 244L88 245L92 244L93 245V246L91 245L92 248L95 247V249L93 250L91 248V246H88ZM84 245L87 246V248L84 247ZM94 245H96V246H94ZM82 247H84V248H82ZM79 248H80V252L78 250ZM97 248H98V250H97ZM193 248H195L197 251L195 249L193 250ZM82 249H84V251H85V249L86 250L88 249V253L86 251H85L86 253L83 252ZM91 249H92L93 253L91 251L90 252L91 256H90L89 251ZM104 249L106 252L103 251ZM71 251H72V253H70ZM97 251L99 252V255H98V253H95ZM231 251H233V254ZM81 252H82V254H80ZM238 252H240V253H238ZM238 252H234V250L231 249L229 252L230 255L228 254V258L230 257L229 258L230 260L231 259L234 260L233 258H235V257L237 258V254H241V251H238ZM244 252H242V254ZM1 253L2 252H0V256H1ZM76 253H78V254H76ZM23 256H22L23 258L21 259V261L23 260L24 262L19 261V263L21 262L20 264H22V263L31 264V259H29V255L27 254V255H23ZM105 257H107V258H105ZM80 258L81 259L85 258L84 259L85 262H84V260H80ZM153 258H155L156 261ZM252 258H253L254 264H263V262L261 263V260L258 259V257L252 256ZM24 259H26L28 262ZM77 259H78V261H77ZM105 259H106V261H105ZM186 260L189 263H187V262L185 263L184 261H186ZM81 261H83V262L81 263ZM33 262L35 264H37V262H35V261H33ZM78 262H80V263H78ZM0 263L2 264L1 259H0ZM19 263H16V264H19ZM40 264H53V263L52 262H49V263L43 262Z\"/></svg>",
  "mask_w": 264,
  "mask_h": 264
}]
</instances>
